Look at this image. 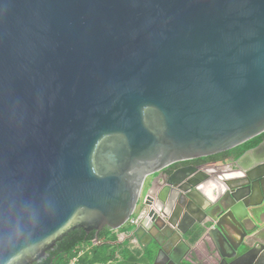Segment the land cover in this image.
Segmentation results:
<instances>
[{
  "label": "water",
  "instance_id": "95a60500",
  "mask_svg": "<svg viewBox=\"0 0 264 264\" xmlns=\"http://www.w3.org/2000/svg\"><path fill=\"white\" fill-rule=\"evenodd\" d=\"M263 133L264 0H0V264L39 262L76 229L118 231L148 177ZM229 166L245 193L207 180L219 167L176 169L125 235L154 242L155 262L205 236L234 264L264 219V154Z\"/></svg>",
  "mask_w": 264,
  "mask_h": 264
},
{
  "label": "crops",
  "instance_id": "0c3cea01",
  "mask_svg": "<svg viewBox=\"0 0 264 264\" xmlns=\"http://www.w3.org/2000/svg\"><path fill=\"white\" fill-rule=\"evenodd\" d=\"M248 159L243 160L241 163L245 164ZM230 165V164H228ZM237 170L236 167H233ZM232 173V167H222L218 168L216 171H210L208 175L216 176L219 181L224 182L226 180L225 177L230 176ZM215 199V193L211 191L210 193L203 191L202 195H199L198 200L205 207L208 205L209 201ZM262 200V197L256 198V202ZM192 218V217H191ZM194 222V221H193ZM189 228L192 225V221H188L186 224ZM259 227V228H258ZM248 231H256V235H258L254 240L250 243V247H253L250 251L249 249H245L236 258L234 264H264V219L259 223L247 224ZM118 237V243H123L128 241L129 250L132 253L133 257L137 259L136 264H155L158 248L141 250L137 245L134 239L128 238L125 236L124 232L115 231ZM195 235H188L185 237L186 242L182 243L184 250L181 252L179 244L177 242H170L169 244L164 246V252L159 255V262L161 264H167L170 262H174L175 264H222L223 259L217 249V247L213 244L212 240L208 237H202ZM232 244L238 245L240 240L239 236L231 237ZM220 248L223 251L224 255H230L231 251L228 244L222 241L219 238ZM248 251L246 254L242 255L244 252ZM242 255V256H241ZM152 259V260H150ZM157 260V261H158ZM234 260H228L231 262ZM129 264V263H125Z\"/></svg>",
  "mask_w": 264,
  "mask_h": 264
},
{
  "label": "trees",
  "instance_id": "16d2710c",
  "mask_svg": "<svg viewBox=\"0 0 264 264\" xmlns=\"http://www.w3.org/2000/svg\"><path fill=\"white\" fill-rule=\"evenodd\" d=\"M263 141L264 133L230 151L197 159L196 163L202 167L231 164ZM126 231V228L118 230V232L124 233ZM96 237H98V241H96ZM117 242L116 232L109 229H104L99 234L96 232L88 234L82 229H76L68 232L65 237L56 242L54 248L34 264H69L75 258H78L77 264H136L137 259L130 252L128 241L120 244Z\"/></svg>",
  "mask_w": 264,
  "mask_h": 264
},
{
  "label": "flooded vegetation",
  "instance_id": "af4514ba",
  "mask_svg": "<svg viewBox=\"0 0 264 264\" xmlns=\"http://www.w3.org/2000/svg\"><path fill=\"white\" fill-rule=\"evenodd\" d=\"M254 149V148H253ZM251 150V149H250ZM264 154V150L262 149L260 152H258L257 154H255V156H250L249 158H247L248 160L245 162V164H242L241 162L239 163V166L241 168H244V169H247L249 168L251 165L254 164V161L259 158L261 155ZM237 160V159H236ZM234 160L231 164L233 167H236V168H240L238 165H236L235 161ZM230 164V165H231ZM229 166V165H227ZM222 168L224 166H217V167H202L200 166L198 163H196V160L194 161H190V162H183V163H179V164H175L171 167H169V169L165 170L164 172L160 173V174H155V175H152L150 177H148L146 180H145V183H144V186H143V191H142V194L144 192V189L146 186H148V188L146 189L147 191L149 189H152V190H155V191H161L165 186H166V182L168 180V176L167 175H171L173 171H175L176 169H184V168H196L198 170H201V169H204V168ZM238 170V169H237ZM233 171V170H232ZM207 180H209L210 182H215V181H218L219 183H221L222 181H219L217 179L216 176H211V175H208L207 177ZM161 179H164L165 181L164 182H161ZM201 179V178H199ZM227 179V178H226ZM198 180H194V182H197ZM225 181H228V184L229 186L231 187H235V186H241V187H244V190L242 193H245L247 191V188L246 186H248L249 184V180L247 178H239L238 180H230L227 179ZM223 183V182H222ZM227 189L226 185L223 186V191ZM146 191V192H147ZM263 192H264V179L262 181H259L258 182V185L255 184V191H254V196H253V199L252 201L253 202H256V198L258 197H262L263 195ZM146 194V193H145ZM145 196V195H144ZM144 201V197L142 198V202ZM140 202V201H139ZM141 207L137 208L136 212L140 211ZM139 213V212H138ZM202 219V216L201 215H198L196 214L193 218V221L195 220H200ZM139 223V221H138ZM137 223V224H138ZM187 222L185 223H182L181 226H180V232H183V230L187 229L188 226L186 225ZM132 228H126V233L129 232ZM167 234H170L171 230H167L166 231ZM155 233V232H154ZM126 236V235H125ZM127 237V236H126ZM132 239H134L133 237H130ZM135 241V239H134ZM136 242V241H135ZM179 244V247L177 249H180L181 252L184 250V247H183V244L181 242H177ZM136 245L141 249V250H146L147 249H153V248H158V246L152 242L149 244V239L147 237H144L142 238L141 242H136ZM251 246V245H250ZM255 245H253L254 247ZM253 247H251L248 251H250ZM159 249V248H158ZM252 251V250H251ZM162 253V252H161ZM176 262V261H174ZM174 262H170V263H167V264H175ZM153 264V263H152ZM155 264H161L159 262V260L155 263Z\"/></svg>",
  "mask_w": 264,
  "mask_h": 264
},
{
  "label": "built area",
  "instance_id": "2783aa9c",
  "mask_svg": "<svg viewBox=\"0 0 264 264\" xmlns=\"http://www.w3.org/2000/svg\"><path fill=\"white\" fill-rule=\"evenodd\" d=\"M140 214L138 212H136L128 221V223L126 224V226L124 228H133L135 225H137L139 219H140ZM83 252V251H82ZM81 252V253H82ZM78 262V258L73 259L69 264H77Z\"/></svg>",
  "mask_w": 264,
  "mask_h": 264
},
{
  "label": "rangeland",
  "instance_id": "374dc122",
  "mask_svg": "<svg viewBox=\"0 0 264 264\" xmlns=\"http://www.w3.org/2000/svg\"><path fill=\"white\" fill-rule=\"evenodd\" d=\"M148 188V186H146L145 187V189H144V192H143V194H142V196H141V200H140V202H139V207H141V203H142V198L144 197V195H145V193H146V189Z\"/></svg>",
  "mask_w": 264,
  "mask_h": 264
}]
</instances>
